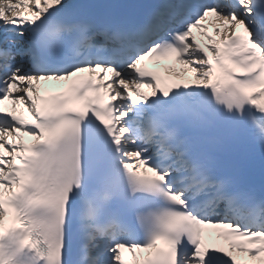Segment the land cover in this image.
Returning a JSON list of instances; mask_svg holds the SVG:
<instances>
[{"label": "snow or ice", "instance_id": "obj_1", "mask_svg": "<svg viewBox=\"0 0 264 264\" xmlns=\"http://www.w3.org/2000/svg\"><path fill=\"white\" fill-rule=\"evenodd\" d=\"M93 174L99 264H264V0H0V205Z\"/></svg>", "mask_w": 264, "mask_h": 264}]
</instances>
